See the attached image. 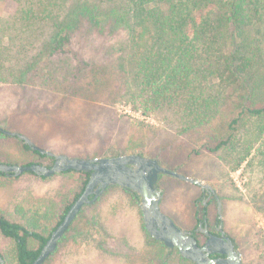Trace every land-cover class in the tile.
I'll list each match as a JSON object with an SVG mask.
<instances>
[{"label": "rangeland", "instance_id": "1", "mask_svg": "<svg viewBox=\"0 0 264 264\" xmlns=\"http://www.w3.org/2000/svg\"><path fill=\"white\" fill-rule=\"evenodd\" d=\"M12 9L8 3L0 4V18H6ZM90 29L84 24L77 30L72 53L61 57L64 70L59 74L60 83L49 88V83L38 80L25 86L0 82V127L25 135L34 145L54 155L88 159L104 157L109 152L140 154L158 160L165 169L209 184L221 202L223 230L235 241L242 264H264V27L261 22L253 34L262 53L251 79L253 87L238 90L232 101L238 102L248 95L249 104L263 110L259 115L242 114L230 130L227 123L238 109L229 104L219 107L211 122L189 130H184L176 119L174 123H170L171 117L164 120L168 113L144 107L141 99H136L138 89L127 71L128 52L120 50L121 43L126 44V35L100 37ZM8 42L5 38V43ZM227 138L229 142L219 150H207ZM2 143L0 146L10 147L14 154L20 147L14 139ZM241 157L244 159L239 163ZM42 163L49 165L50 160L44 159ZM70 182L69 176L44 181L24 176L7 181L6 186L0 187V211L20 218L11 203L13 197L31 192L35 220L13 221L53 225L61 211L60 206L54 207V201L66 199ZM158 186L163 191L161 211L179 227L191 228L200 188L171 177L161 178ZM139 204L140 201L134 202L121 188L111 187L95 206L82 209L61 240L57 255L43 264H147L149 257L151 264H178L176 256H169L163 263L166 251L149 240L142 230ZM214 204L209 206L211 218L216 214ZM44 213L49 218L40 220ZM9 249H14L12 240L0 235V251L8 264H16L12 261L13 254L6 257Z\"/></svg>", "mask_w": 264, "mask_h": 264}, {"label": "trees", "instance_id": "2", "mask_svg": "<svg viewBox=\"0 0 264 264\" xmlns=\"http://www.w3.org/2000/svg\"><path fill=\"white\" fill-rule=\"evenodd\" d=\"M4 3L13 9L6 18H0V82L25 86L38 80L49 83V88L60 83L59 74L64 70L61 57L72 53L73 37L85 24L100 37L126 35V44L121 43L120 50L128 52L127 71L138 89L136 99H141L146 108L168 113L170 116L164 115V120L171 117L170 123H174L176 119L184 130L211 122L217 116V109L228 104L238 109L227 123L228 130L234 129L242 114L259 115L263 110L253 108L248 95L238 102H233L232 97L243 87H253L251 79L262 57L253 34L260 22L264 27V0H0V4ZM5 38L9 39L8 43ZM1 128L0 143L4 145L3 141L14 139L20 147L14 154L10 147L0 146V163L43 165L42 160L49 159L46 167L53 165V157L31 150L18 137L5 135L6 129ZM227 142L229 138L207 150L215 152ZM120 155L109 152L104 157ZM24 176L40 181L69 176L71 182L66 199L57 195L60 200L54 201V207L60 206L61 211L53 225L13 221L35 220L31 192L13 197L11 203L20 218L0 211V235L15 242L17 257L12 261L16 264H31L37 258L70 206L83 193L90 173L66 171L50 177L32 172L17 177L0 173V187ZM163 177L170 178L160 175L158 182ZM108 189L84 207L95 206ZM122 190L134 202L139 201L136 194ZM27 198L31 200L29 207L25 205ZM203 199L201 193L195 202L199 209L203 208ZM199 209H195V217ZM25 213L30 216L26 217ZM47 218L48 213L40 216V220ZM142 230L149 240L161 244L149 236L143 221ZM30 239L38 243L36 251L27 248L26 240ZM0 257L8 264L1 251Z\"/></svg>", "mask_w": 264, "mask_h": 264}, {"label": "water", "instance_id": "3", "mask_svg": "<svg viewBox=\"0 0 264 264\" xmlns=\"http://www.w3.org/2000/svg\"><path fill=\"white\" fill-rule=\"evenodd\" d=\"M3 132L5 135L18 137L33 151L53 157L54 163L51 167L39 164L22 166L0 163V173L14 177L25 172H32L42 177H50L66 171L90 173L83 193L70 206L62 222L51 233L39 255L31 264H43L49 255L55 251L57 242L62 238L81 209L85 205L94 203L106 189L112 186L131 191L139 197V207L146 232L165 247L177 248L182 258L195 264H242L240 251L235 248L229 237L223 235V231L220 232L221 237L210 235L206 244L203 247H198L196 240L188 232L176 226L173 220L161 211L160 204L163 191L158 186L160 175L170 176L176 180L196 185L202 190L209 189L214 192L209 184L165 169L158 160L142 155L125 154L110 158L89 159L54 155L34 145L25 135L7 130H3ZM91 196L92 198H90ZM217 204L218 219L222 222L221 202L218 197ZM210 254H223L226 255V258L211 259L209 258ZM0 263L3 264L2 259H0Z\"/></svg>", "mask_w": 264, "mask_h": 264}, {"label": "flooded vegetation", "instance_id": "4", "mask_svg": "<svg viewBox=\"0 0 264 264\" xmlns=\"http://www.w3.org/2000/svg\"><path fill=\"white\" fill-rule=\"evenodd\" d=\"M200 190H201V193L204 196V199H203V202H202L203 203V208L199 209L198 205L195 206L196 208L199 209V213L196 215V217L194 216V222H195L194 225L191 228H189V229H185V228L179 227L176 224L175 225L178 226L179 228H181L182 230H185L186 232H188L191 235V237H193L196 240V243H197L198 247H203L206 244V242L208 241L210 235H212L214 237H221L222 235H221L220 232L223 231V235L229 237L232 240L235 248H237L235 241L233 240V238L231 236H229L223 230V223L220 222V220L218 219L219 218V213H218V207H217V205H218L217 204V197H216L217 195H216L215 191L211 192L209 189H205V190L200 189ZM210 200L211 201L212 200L215 201L214 207H215L216 214H215L214 218H211L210 217V213H209V206H210V204L213 203V201L211 202ZM207 201H210V203L207 204ZM68 231H69V227L66 230V232L64 233V235ZM64 235L62 236L61 239L64 238ZM61 239L57 242V247H56L55 251L52 252L49 255V257H52L53 255H57L59 247H60ZM12 242L14 244V249L13 250L9 249L8 250V254H7L6 257H11L12 254H13V258L16 259V257H17L16 256V246H15V242L14 241H12ZM159 243H161V242H159ZM34 244L36 245L35 249H33ZM159 245L166 251V255H165L166 257L163 258V263H165L168 260L169 256H176V260H177L178 264H195L192 261H189V260H187L185 258H182L181 255L179 254V251H178L177 248L169 249V248L165 247L162 243L159 244ZM26 246L31 251H33V250L36 251L38 249V246H37L36 242H34V240H26ZM209 258H211V259L226 258V255H223V254H210ZM0 259H2L3 264H6L2 257H0ZM146 263L147 264H151L150 257L146 258ZM0 264H2V263H0Z\"/></svg>", "mask_w": 264, "mask_h": 264}]
</instances>
